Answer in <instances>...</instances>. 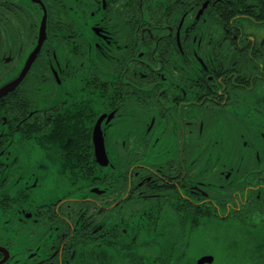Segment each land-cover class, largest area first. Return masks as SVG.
<instances>
[{
    "label": "flooded vegetation",
    "instance_id": "1",
    "mask_svg": "<svg viewBox=\"0 0 264 264\" xmlns=\"http://www.w3.org/2000/svg\"><path fill=\"white\" fill-rule=\"evenodd\" d=\"M45 12L0 95V264L128 247L136 264H264V0H0V86ZM25 143L43 149L30 167Z\"/></svg>",
    "mask_w": 264,
    "mask_h": 264
},
{
    "label": "water",
    "instance_id": "2",
    "mask_svg": "<svg viewBox=\"0 0 264 264\" xmlns=\"http://www.w3.org/2000/svg\"><path fill=\"white\" fill-rule=\"evenodd\" d=\"M45 17H46V12L44 13L42 24H43ZM45 36H46V31H45V27L43 24V27H41V30H40L38 45L34 48L33 52L26 59L25 64H24L21 72L19 73V75L17 77H15L13 80H10V81L4 83L2 86H0V95H3L5 93H7L9 90L14 89L22 81V79L25 77L27 71L29 70V68L33 62V59L36 56V52H37L38 48L40 47V45L42 44ZM101 120H102V118L100 117L97 121L96 133H95V137H94L95 152H96L97 159L102 163H106L107 162V156L105 153L104 140H103V136L100 133V125H99ZM205 260L211 261L212 257L211 256L202 257L201 259H199V261L196 264H202Z\"/></svg>",
    "mask_w": 264,
    "mask_h": 264
},
{
    "label": "rangeland",
    "instance_id": "3",
    "mask_svg": "<svg viewBox=\"0 0 264 264\" xmlns=\"http://www.w3.org/2000/svg\"><path fill=\"white\" fill-rule=\"evenodd\" d=\"M34 146H31V144H21L20 146L18 147H11V148H14L16 151H22L21 152V155L18 156V160L19 162H21L23 164V166L25 167H30L33 163V160L34 158L39 155V153H41L40 151H43V149L35 144H33ZM30 149H31V152H30ZM24 152H27V153H32V160L30 162H27L25 161V154ZM212 227H215L214 225H209L208 227V230H211ZM204 237H207V244H204L203 242V237H201V235L199 236H191V243H192V246L191 248L189 249V251H199L198 253L194 254V255H191L189 257V261H192L196 255H199L201 252H202V249H205L207 250L206 248H213V245H214V240L212 238V235L210 232H207L205 235H203ZM202 248H201V247ZM213 250V249H211ZM179 249L176 250V252H178ZM208 251V250H207ZM216 264V263H214Z\"/></svg>",
    "mask_w": 264,
    "mask_h": 264
},
{
    "label": "trees",
    "instance_id": "4",
    "mask_svg": "<svg viewBox=\"0 0 264 264\" xmlns=\"http://www.w3.org/2000/svg\"><path fill=\"white\" fill-rule=\"evenodd\" d=\"M57 147L59 148H65V149H69L72 146V142L70 143V141L66 140V139H58L57 141ZM213 219H209L208 220V224L212 225L214 224V222L212 221ZM192 227H195V224L192 225ZM175 242L179 243L178 238H176L174 240ZM165 243H174L173 241H171L168 236L165 237ZM127 254L125 255H120V254H115L113 261L111 264H136V257H137V252L131 250L130 247H128L126 249Z\"/></svg>",
    "mask_w": 264,
    "mask_h": 264
}]
</instances>
